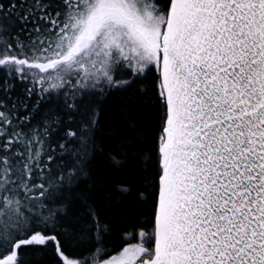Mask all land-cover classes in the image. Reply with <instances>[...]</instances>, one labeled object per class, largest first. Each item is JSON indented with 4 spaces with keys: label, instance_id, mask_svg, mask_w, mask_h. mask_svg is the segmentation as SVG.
<instances>
[{
    "label": "snow or ice",
    "instance_id": "6c2138e0",
    "mask_svg": "<svg viewBox=\"0 0 264 264\" xmlns=\"http://www.w3.org/2000/svg\"><path fill=\"white\" fill-rule=\"evenodd\" d=\"M148 79L150 211L110 243L72 205L103 100ZM37 251L264 264V0H0V264Z\"/></svg>",
    "mask_w": 264,
    "mask_h": 264
},
{
    "label": "trees",
    "instance_id": "16d2710c",
    "mask_svg": "<svg viewBox=\"0 0 264 264\" xmlns=\"http://www.w3.org/2000/svg\"><path fill=\"white\" fill-rule=\"evenodd\" d=\"M153 83L145 80L127 91H113L103 100L97 148L76 189L82 198L72 205L75 216L83 217L81 223L90 226L92 217L84 204L93 207L100 221L111 226L106 236L110 243L119 242L123 228L146 222L150 211V202L138 198L137 192L146 187L141 153L148 146L146 138L155 118V105L141 90L151 96ZM114 156L123 157L125 162L114 165ZM125 188L129 191L124 192ZM24 260L25 264H51L52 254L29 252Z\"/></svg>",
    "mask_w": 264,
    "mask_h": 264
}]
</instances>
